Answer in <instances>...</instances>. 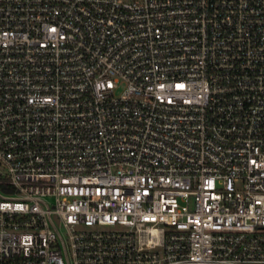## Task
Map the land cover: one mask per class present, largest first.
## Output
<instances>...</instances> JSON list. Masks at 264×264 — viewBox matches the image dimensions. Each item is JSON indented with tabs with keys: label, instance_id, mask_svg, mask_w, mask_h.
<instances>
[{
	"label": "built area",
	"instance_id": "obj_1",
	"mask_svg": "<svg viewBox=\"0 0 264 264\" xmlns=\"http://www.w3.org/2000/svg\"><path fill=\"white\" fill-rule=\"evenodd\" d=\"M0 264H264V0H0Z\"/></svg>",
	"mask_w": 264,
	"mask_h": 264
},
{
	"label": "rangeland",
	"instance_id": "obj_2",
	"mask_svg": "<svg viewBox=\"0 0 264 264\" xmlns=\"http://www.w3.org/2000/svg\"><path fill=\"white\" fill-rule=\"evenodd\" d=\"M0 190H1V191H4L1 187H0Z\"/></svg>",
	"mask_w": 264,
	"mask_h": 264
}]
</instances>
